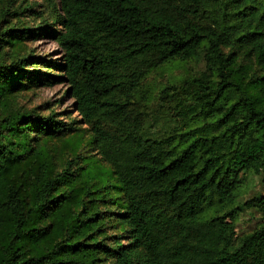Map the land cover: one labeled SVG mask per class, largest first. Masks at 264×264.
Returning a JSON list of instances; mask_svg holds the SVG:
<instances>
[{"label": "trees", "instance_id": "1", "mask_svg": "<svg viewBox=\"0 0 264 264\" xmlns=\"http://www.w3.org/2000/svg\"><path fill=\"white\" fill-rule=\"evenodd\" d=\"M45 1L59 64L7 62L33 34L0 33V264H264V197L250 200L261 225L236 234L244 176L264 175V0ZM199 58L163 90L162 117L139 107L152 71ZM46 63L59 74L25 69ZM60 83L90 126L86 153L62 164L48 143L74 126L12 106Z\"/></svg>", "mask_w": 264, "mask_h": 264}, {"label": "rangeland", "instance_id": "2", "mask_svg": "<svg viewBox=\"0 0 264 264\" xmlns=\"http://www.w3.org/2000/svg\"><path fill=\"white\" fill-rule=\"evenodd\" d=\"M7 7L11 9V13L2 20L1 12ZM13 12L16 13L12 14ZM51 12L52 9L45 0H0V33L14 26L23 30L24 28L30 29L33 34L13 48L14 53L10 59L7 57V62H10L14 58L26 56L43 58L46 62H51L52 65L61 62L62 52L58 44L50 36L39 31L41 26H44L46 23H55L54 27L60 28L59 22L57 19L55 20ZM34 34L41 35L35 37ZM0 46L2 48L0 50L2 58L5 52H11L9 51L11 50L10 45L0 42ZM52 65H48V63L36 67L30 65L29 67H25V69L32 71L40 70L42 73L59 74L58 69L48 71ZM203 70L204 61L202 58H199L188 62H176L152 71L143 81V88L150 91L149 99L139 102V107H148L151 112L156 113L158 117H162V114L167 112L166 109L169 106V97L162 93L163 90L171 84L180 83L186 77L198 75ZM68 89L67 83H60L51 87L33 86L18 91L12 102L13 108L21 112H33L36 115L44 117L56 114L57 120L74 126L77 131L67 134L63 133L64 135H59L48 143L51 152L59 155L61 164L63 161L70 159L71 155L75 153L83 152L85 154L88 150L87 141L90 140V126L82 120L76 111L75 101L68 94ZM78 135L83 136V140H81L78 147H74ZM74 148H76V151ZM94 159L99 160L98 167L95 166L94 168L96 173H100L102 167L109 169L107 164L100 159V156H95ZM68 187V185L65 186L66 189ZM254 197H264V175L244 176L243 196L240 199V202L244 204V208L236 219L237 243L242 236L249 234L262 223V217L257 207L250 203V200ZM97 206L99 210H106V206H110V203L105 204V202H101ZM111 210H115V208L112 207ZM105 226L107 227V236H112L122 231L119 226L118 229H114L116 226L114 220L107 222Z\"/></svg>", "mask_w": 264, "mask_h": 264}]
</instances>
